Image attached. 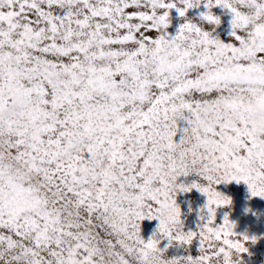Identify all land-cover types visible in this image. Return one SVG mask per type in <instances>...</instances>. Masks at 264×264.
Listing matches in <instances>:
<instances>
[{
  "label": "snow or ice",
  "instance_id": "snow-or-ice-1",
  "mask_svg": "<svg viewBox=\"0 0 264 264\" xmlns=\"http://www.w3.org/2000/svg\"><path fill=\"white\" fill-rule=\"evenodd\" d=\"M262 113L264 0H0V264H239L216 186L264 198Z\"/></svg>",
  "mask_w": 264,
  "mask_h": 264
},
{
  "label": "rangeland",
  "instance_id": "rangeland-1",
  "mask_svg": "<svg viewBox=\"0 0 264 264\" xmlns=\"http://www.w3.org/2000/svg\"><path fill=\"white\" fill-rule=\"evenodd\" d=\"M204 11L203 5L199 9L189 10L188 15L198 18L199 12ZM214 14L221 17L222 23L216 28L214 35L219 36L224 42H228L230 28V16L219 7L213 9ZM172 23L168 31L175 34L180 23V18L175 10H172ZM196 179L194 176L180 177L179 183L191 184ZM217 191L227 196L231 203L217 209V224H222L225 215L234 224L233 231L240 237H249L247 241L248 252L241 254L239 264H264V198L252 196L249 188L243 182L221 183L216 186ZM176 202L181 209V220L185 231H195L197 226L206 220L207 197L197 189L188 192L178 191ZM204 217V219H202ZM158 220L145 219L141 222V236L147 241L156 233ZM159 234L157 233V236ZM255 238L253 242L252 238ZM167 241H161V246ZM193 255L198 251V245H193ZM169 255L182 254L183 249L169 248Z\"/></svg>",
  "mask_w": 264,
  "mask_h": 264
},
{
  "label": "clouds",
  "instance_id": "clouds-1",
  "mask_svg": "<svg viewBox=\"0 0 264 264\" xmlns=\"http://www.w3.org/2000/svg\"><path fill=\"white\" fill-rule=\"evenodd\" d=\"M262 115H264V113H262ZM256 123H257L258 126H260V127H264V121L257 120ZM238 259H239V258H238Z\"/></svg>",
  "mask_w": 264,
  "mask_h": 264
}]
</instances>
